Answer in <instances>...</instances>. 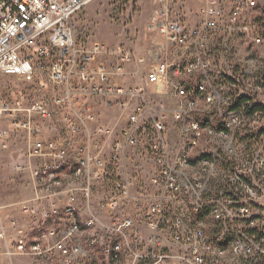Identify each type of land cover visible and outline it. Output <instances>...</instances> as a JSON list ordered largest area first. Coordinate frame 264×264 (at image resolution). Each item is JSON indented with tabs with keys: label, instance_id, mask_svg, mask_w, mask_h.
<instances>
[{
	"label": "built area",
	"instance_id": "obj_1",
	"mask_svg": "<svg viewBox=\"0 0 264 264\" xmlns=\"http://www.w3.org/2000/svg\"><path fill=\"white\" fill-rule=\"evenodd\" d=\"M91 1L0 0V78L38 77L39 89L50 90L48 98L34 100L26 91L0 96V120L13 128H0V148L9 149L12 132H23L27 154L36 161L35 194L18 205L38 227L25 242V230L16 220L5 224L7 206L0 203V255L9 260L23 256L32 264H264V132L254 144L245 140L239 126L249 116L247 101L233 102L207 77L204 50L217 28L218 9L208 7L200 24L189 29L171 18V0H156L152 26L163 43L154 61L121 51L112 65L94 66L109 49L101 43L84 48L74 27L75 15ZM225 2L230 7L227 29L259 43L257 24L245 16L258 0ZM145 63L150 68L143 85L115 84L127 67ZM191 68L204 76L192 89L208 86L209 106L225 111L228 131L194 122V112H202L197 99L188 98L187 86L170 79L180 69L191 74ZM151 87H171L178 100L174 117L182 127L175 144L167 116L156 115L145 99ZM122 94L140 101L121 131L122 141L107 156L102 137L112 129L99 125L94 132L87 130L96 121L91 100ZM56 118L62 120L64 141L43 135L44 122ZM147 119L152 121L147 150L157 173L150 180L152 193L134 196L135 179L121 177L123 149L138 144L137 124ZM226 132H233V139H226ZM73 162H80L79 171H72ZM108 175L117 178L93 211L95 187ZM79 197L89 213L86 228H79ZM129 200L134 213L124 216L122 207ZM104 212L109 222L100 216ZM223 236H232L228 247L238 245L231 261H222L224 249L211 246V239Z\"/></svg>",
	"mask_w": 264,
	"mask_h": 264
},
{
	"label": "rangeland",
	"instance_id": "obj_2",
	"mask_svg": "<svg viewBox=\"0 0 264 264\" xmlns=\"http://www.w3.org/2000/svg\"><path fill=\"white\" fill-rule=\"evenodd\" d=\"M224 1L227 0H171L170 16L182 21L189 29H193L206 17L208 7L218 9L217 28L211 32L212 39L204 50L205 61L209 64L207 77L213 87L220 86L223 88L222 95L231 97L233 102L244 98L249 106H263L253 115H249L247 120L239 126V129L242 130L241 135L245 136V140L254 144L260 140L259 138L264 132V0H258L257 7L245 12L247 20L257 24L259 43L244 40L243 36L227 29L230 7L226 2L223 4ZM156 9V0H93L75 15V34L84 48L101 43L109 49L110 53L98 57L93 63L94 66L101 62L108 66L112 65L116 61L117 54L121 51H131L138 56L146 57L149 62L154 61L159 50V44L163 43V38L151 28ZM149 68L150 65H146V63L140 66H129L126 68V72H129L128 77H124L125 73L115 78L114 82L127 88L140 86L141 82L144 84ZM203 77L199 69L191 72V74L182 69L179 70L178 74L174 72L170 74L171 81H179L187 86L188 98L199 101L197 109H201L202 112H194V121H207L206 124L202 122L201 124L218 130L225 126V111L219 112L217 107L209 106L205 93L192 89L201 82ZM39 79L38 77L24 80L13 76L1 77L0 96L10 98L18 94L19 91H26L31 95L30 100L48 98V91L50 90L39 89ZM145 99L156 112V115L164 114L167 116L169 137L173 144L178 142L182 124L174 117L178 100L173 96L171 87L160 91L151 87L147 90ZM130 100L126 94L109 97L99 96L91 100V105H93V109L95 108L98 125L109 128L113 125L117 126L111 131L112 140L122 138L120 132L127 126L129 114L140 101V99ZM128 101L130 103L124 105V102ZM60 119L56 118L51 122H44L47 124H45L46 126L43 125V128L46 129L49 124L48 129L51 130L52 134L60 133V137L52 138L64 141L65 135ZM151 122L148 119L139 122L136 127L138 144L135 147L125 145L123 149L121 177L135 179L136 185L131 189V194L134 196L141 194L146 196L150 192L152 193L150 180L157 173V166L147 150L151 140L149 133ZM3 127L13 130L7 120H0V128ZM232 138L231 136L226 137V139ZM78 140L80 141L81 137ZM28 144L26 134L19 131L12 132V142L8 150L0 148V203L7 206L4 210L3 219L7 226L10 225L11 220L18 222V226L25 230L26 239H23L25 242L30 241L38 232L35 229L37 228L36 220L22 214L18 205L19 202L28 200L35 194L32 170L36 161L27 154ZM16 150H19V154ZM12 151L14 154L11 153ZM112 151L110 153L107 151V153L111 155ZM78 166H80L79 162H73L72 171H77ZM64 171L68 173L70 169L67 168ZM116 178L117 176L110 177L108 175L105 182L96 185L95 197L91 204L93 211L97 208L102 197L111 191ZM131 202L129 200V204L122 207V210H125L122 215L134 213V205H131ZM79 203H83L80 197ZM104 213H101L100 216L108 217V212ZM233 256H238V252L236 249L228 248L223 261H231ZM13 258L27 260L23 256H14ZM12 259L9 260L0 255V264H8V261L13 264Z\"/></svg>",
	"mask_w": 264,
	"mask_h": 264
},
{
	"label": "crops",
	"instance_id": "obj_3",
	"mask_svg": "<svg viewBox=\"0 0 264 264\" xmlns=\"http://www.w3.org/2000/svg\"><path fill=\"white\" fill-rule=\"evenodd\" d=\"M130 67H133V66H130ZM131 69V68H130ZM129 70V69H128ZM129 72L127 71L126 72V74L124 75V77L125 76H127L128 77V74ZM141 85H143L142 84V82H141ZM140 85V86H141ZM114 96H118V95H114ZM130 102H124V105H128ZM134 104V103H133ZM93 106V105H92ZM95 109V108H94ZM132 112V111H131ZM51 122V121H50ZM45 124H47V123H44V126H46ZM53 124V123H52ZM49 125V124H48ZM48 125H47V128L45 129L44 128V133H43V135H44V137H46V138H52V137H60V133H56V134H52V132H51V130L50 129H48ZM97 126H99L98 125V122H97V117H96V121L95 122H91L90 124H89V126H88V128H87V130L89 131V132H94L95 130H96V127ZM104 126V125H103ZM116 125H113L112 127H111V129H116ZM48 129V130H47ZM121 133V132H120ZM27 136V135H26ZM103 139H105V144H104V148H103V153L105 154V155H109L110 156V154H108V153H110V151H112V149H113V147H114V145H115V142L116 141H118V140H120V141H122V138L120 139V138H117V139H115V140H112V137H111V135H105V136H103L102 137ZM27 139H28V137H27ZM11 142H12V140H11ZM113 142V143H112ZM110 150V151H109ZM19 150H16V152L19 154V152H18ZM27 151V150H26ZM107 151H108V153H107ZM12 154H14V151H12L11 152ZM107 153V154H106ZM112 153V152H111ZM78 163V162H77ZM80 163V162H79ZM78 168H79V166H78ZM79 206H80V216H79V219L81 220V222H85L86 221V219L89 217V213L87 212V211H85V209H84V206H83V203H79ZM104 219V221L105 222H109L110 221V219H109V217H106L105 216V218H103ZM37 227V226H36ZM40 227V226H39ZM35 229H37L38 230V227L37 228H35ZM12 263L13 264H32L31 263V260L30 259H28L27 258V260L25 259V260H20V259H12ZM8 264H11L9 261H8Z\"/></svg>",
	"mask_w": 264,
	"mask_h": 264
},
{
	"label": "bare ground",
	"instance_id": "obj_4",
	"mask_svg": "<svg viewBox=\"0 0 264 264\" xmlns=\"http://www.w3.org/2000/svg\"><path fill=\"white\" fill-rule=\"evenodd\" d=\"M197 69H199V68H191V72L196 71ZM198 92L205 93L206 101H207V103H209V98H207V97H209V88H208V86H198ZM198 102L199 101L197 100V103ZM197 106H198V104H197ZM194 122H198V121L195 120ZM198 126H204V125L201 124V122H198ZM212 130H215V131H228L229 130V122L225 121V126H223V128H221V129L216 130V129H214L212 127ZM229 136L233 137V132H226V137L228 138ZM79 169H80V166L77 169V171H79ZM79 228H86V221L85 222H81V220H80L79 221ZM231 243H232V236H223L222 238L211 239V246L215 247L216 249H224V254H222V261L224 259L225 254L227 253V249L228 248H232L233 250L236 249V252H238V245H230V247H228V245L231 244Z\"/></svg>",
	"mask_w": 264,
	"mask_h": 264
},
{
	"label": "trees",
	"instance_id": "obj_5",
	"mask_svg": "<svg viewBox=\"0 0 264 264\" xmlns=\"http://www.w3.org/2000/svg\"><path fill=\"white\" fill-rule=\"evenodd\" d=\"M239 101H246L244 98H241V99H239ZM263 108V106H261V105H256V106H248V108H247V113L249 114V115H253L256 111H258V110H260V109H262ZM201 121V120H200ZM202 122V121H201ZM205 122H207V121H205ZM205 122H202V123H205ZM206 124V123H205Z\"/></svg>",
	"mask_w": 264,
	"mask_h": 264
},
{
	"label": "water",
	"instance_id": "obj_6",
	"mask_svg": "<svg viewBox=\"0 0 264 264\" xmlns=\"http://www.w3.org/2000/svg\"><path fill=\"white\" fill-rule=\"evenodd\" d=\"M151 28L153 29V26H151Z\"/></svg>",
	"mask_w": 264,
	"mask_h": 264
}]
</instances>
